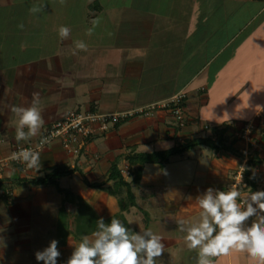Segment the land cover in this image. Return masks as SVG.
I'll use <instances>...</instances> for the list:
<instances>
[{
    "label": "crops",
    "instance_id": "obj_1",
    "mask_svg": "<svg viewBox=\"0 0 264 264\" xmlns=\"http://www.w3.org/2000/svg\"><path fill=\"white\" fill-rule=\"evenodd\" d=\"M76 3L81 5L75 6L77 12L66 17L31 12L6 18L8 39L0 47V87H5L6 94L4 99L0 96V150L8 154L18 144L36 143L44 129L69 109L130 111L167 102L183 92L187 118L179 124L170 109L157 108L151 115L131 116L89 137L77 153L53 139L40 152L37 172L19 164L4 167L0 176V264H42L36 261L35 252L52 239L59 242L58 264H64L73 246L96 230L98 218L110 223L119 212L116 197L92 184L113 182L108 179L113 161L130 181L125 158L130 151L161 150L166 149L165 142L172 147L186 138L208 137V128L226 121H254L264 133V0ZM80 12L83 15L78 16ZM93 20L99 23L88 36L86 30ZM61 25L70 29L69 38L63 41L57 33ZM76 40H83L87 50L73 54ZM223 65L229 66L226 77L231 84L225 85L232 90L219 89L225 82L223 75L210 82V75L222 72ZM236 84L250 90L245 96L239 94ZM34 92L39 93L37 108L44 124L37 136L18 143L14 138L18 117L11 108L30 106ZM209 147L195 146L163 167L146 163L140 184L132 186L136 205L123 212L122 222L134 232L151 228L162 238L164 253L156 264H195L196 251L184 249V237L175 235L172 226H179L176 221L181 218L185 228L199 223L202 210L197 195L208 187L223 191L230 187L235 161L241 158ZM59 165L74 170L58 177L57 184H27L18 179L44 175ZM252 171L256 189L262 190L264 165ZM251 191L255 189L246 191V196ZM180 193L186 198L181 210L170 208L172 204L166 201ZM148 212L154 220L151 225L128 224L133 219L141 226ZM76 231L81 238L75 236ZM213 264L256 261L234 251L213 258Z\"/></svg>",
    "mask_w": 264,
    "mask_h": 264
},
{
    "label": "clouds",
    "instance_id": "obj_2",
    "mask_svg": "<svg viewBox=\"0 0 264 264\" xmlns=\"http://www.w3.org/2000/svg\"><path fill=\"white\" fill-rule=\"evenodd\" d=\"M60 3H64V0H60ZM43 6L34 5L29 11L33 14L42 12ZM91 23L92 27L86 30L88 36L93 34L99 21L93 20ZM57 33L63 41L69 38L70 29L61 25ZM86 50L87 44L83 40L74 41L73 54ZM39 102V93L34 92L30 106L11 108L18 117L14 137L18 143L39 134L44 124L37 108ZM164 147L171 145L165 142ZM10 159L36 172L41 168L39 150L23 148L13 152ZM238 200H242V203H238ZM196 202L202 210L199 223L185 228L184 220L176 221L180 231L185 232L187 248L197 253L195 264H213V258L228 256L234 251L248 255L256 264H264V190L251 191L241 197L238 185H232L227 191L208 187L197 195ZM133 222L129 220L128 224ZM58 243L52 239L42 250H37L36 261L58 264L61 256ZM164 248L162 238L151 228L134 232L120 219L112 217L110 223H105L100 217L96 221V230L91 236H83L73 246L64 264H156Z\"/></svg>",
    "mask_w": 264,
    "mask_h": 264
},
{
    "label": "trees",
    "instance_id": "obj_3",
    "mask_svg": "<svg viewBox=\"0 0 264 264\" xmlns=\"http://www.w3.org/2000/svg\"><path fill=\"white\" fill-rule=\"evenodd\" d=\"M124 121V120H123ZM121 122V121H120ZM119 123V122H118ZM211 129L215 133V137H192L179 141L177 144L170 148L153 150V151H130L125 154V158L128 164V173L131 175V180H127L121 172V169L117 166V162L113 161L108 173V179L113 180L112 183L100 182L92 184L94 187H98L107 193L114 195L119 204V212L115 215V218L123 220V212L127 211L132 205H136L135 194L132 190L133 185H139L141 177L143 175L144 165L146 163H158L162 167L170 162L171 157L182 154L186 150H189L195 146L207 144L215 151L225 149L239 158L243 159L242 152L235 147L236 139L231 138L230 134H227L228 125L225 126H212ZM256 165H264V157L259 154H252L247 157L245 161V172L247 182L251 189L257 187L255 174L252 171V167ZM74 168H67L65 165H59L53 167L49 172L41 176H34L31 178L18 177L20 182L27 184H45L56 183L57 178L73 171ZM125 223V222H124ZM75 236L81 238L82 236L75 232Z\"/></svg>",
    "mask_w": 264,
    "mask_h": 264
},
{
    "label": "built area",
    "instance_id": "obj_4",
    "mask_svg": "<svg viewBox=\"0 0 264 264\" xmlns=\"http://www.w3.org/2000/svg\"><path fill=\"white\" fill-rule=\"evenodd\" d=\"M185 94L183 92L175 94L171 100L162 103L149 104L144 108H138L130 111H109L102 112L99 110L91 109H69L63 116L54 121L50 126L46 127L43 133L40 135L38 141L34 144H18L14 149H12L8 154H4L0 150V176L1 171L6 166L11 165H21L26 168L22 163L10 159L13 152H17L23 148H31L33 150L43 151L44 147L52 142L53 139H60L63 147L72 153H77L82 148L83 144L89 137H93L98 133H101L110 126L116 123L126 120L127 118L134 115H151L153 111L157 108H168L178 120L179 124H184L186 121V114L183 108V100ZM254 121H246L240 128H236L233 131L234 136L238 138H243L244 140L254 145L255 141L251 135L252 128L254 126ZM1 141V139H0ZM37 146H40L39 148ZM263 157H264V146H261ZM248 157V156H247ZM247 157L243 158L244 163L241 164L242 170H239L238 174L245 172V161ZM238 174L235 177H238ZM246 178V175H245ZM237 179V178H236ZM236 179L233 181L232 185H238ZM247 184L245 179L243 182ZM241 197L242 194H241ZM238 203H242V200H238Z\"/></svg>",
    "mask_w": 264,
    "mask_h": 264
},
{
    "label": "rangeland",
    "instance_id": "obj_5",
    "mask_svg": "<svg viewBox=\"0 0 264 264\" xmlns=\"http://www.w3.org/2000/svg\"><path fill=\"white\" fill-rule=\"evenodd\" d=\"M58 1H60V0H0V47L3 48L4 42H6L8 39V36H7L8 33H6V32H7V27L9 24L6 22V18L9 16L21 17V16H25L26 14L30 15L31 12L29 11V9L32 8L34 5H38V4L39 5L44 4L42 13L46 14L47 17H53L54 15H57V14H61L63 17H66L70 13L77 12V8L75 7L77 5L76 0H64V3H62V4ZM77 6H81V5H77ZM73 7L75 8V10L73 12H70ZM81 15H83L82 12H80V14L78 16H81ZM5 44H7V43H5ZM211 68H213V67H211ZM228 69H229L228 65L226 67L223 65L222 72L218 71L215 73V71H214L215 77L210 75V77H211L210 82L212 83L216 78H219L221 75H223L225 82L223 84V87L219 88V89L232 90L234 87H232L230 85V88H228V85L227 86L225 85L226 83L231 84L230 81L228 80V78L226 77V75L228 74ZM241 74L243 75L244 72ZM235 79H237V78H233L232 80H235ZM216 82H217V79H216ZM233 82L239 83V80L233 81ZM224 86H226L227 88H224ZM234 86H236L237 92L239 94H243L244 96H245V91L250 90V88H242L241 86H239V84H236ZM4 89H5L4 86L0 87V96L3 99L6 98V94H3ZM219 89H217V90H219ZM238 98H243V97H242V95H238ZM82 109H84V108L82 107ZM244 123H241V124L240 123H231L230 124L229 121H226L224 124L217 125V126L228 125V129H229L230 126L234 125L235 127L237 126L236 128L238 129ZM253 123H254V126L252 128L251 135L253 137V140L255 141V144H257V145H254L250 142L247 143V141L244 140L243 138H238V137L234 136V134H233L234 129L232 127H230L231 130L229 131V133H227V134L231 135V138L236 139L235 147L237 148V150L242 152V155L245 158L247 156L252 155V154H259V155L263 156L261 146H264V133H262L258 130V126L256 125L255 122H253ZM206 131L208 132V134H206V136L212 137V138L215 137V133L211 128H208ZM209 148L211 149V147H209ZM197 151H198V149H195L193 152H195V154H197ZM177 157H179V156H175V157L172 156L171 160L177 159ZM243 161H244V159H240L239 161H235V167L233 169V173L231 176V181H230L229 186L230 187L232 186V183H233L232 179H233V181H235L234 179L237 178L236 180L239 181L238 186L240 188V192H241L242 196L245 197L246 196L245 192L250 191L251 188H250V185L248 182L246 185L243 183L245 179L247 180V177L245 178L246 174L244 173V171H240L242 173L238 174L239 173L238 171L242 170L241 164L244 163ZM174 164L175 163H172L171 165H169L168 169L170 170L171 168H173ZM152 166H156V164H152ZM237 174H238V177H235ZM259 185H261L260 187H262V190H264V182L259 183ZM257 190L258 189H256L255 191H257ZM185 199H186L185 195L180 193V195H177V196L174 194V196L172 198L168 199L166 202L167 203L170 202L172 204L169 206L170 208L177 206L176 209L181 210L180 205L182 204V201H185ZM183 214H185V212H183ZM179 215H180V213H179ZM143 218H144V222L142 220L141 226H139V224H137V220L135 222H133V224L138 225L139 228H142V227H144L145 224H146V226H148L149 224L151 225V223H154V220L151 217V215L149 214V212H148V214L145 213ZM181 219L184 220V218H181ZM130 220H133V219H130ZM185 226H186V224H185ZM172 228H174L173 233L175 235H178L181 237L185 236V232L180 231L179 226H177V225L172 226ZM183 247H184V249H186L187 245L185 247V244H184Z\"/></svg>",
    "mask_w": 264,
    "mask_h": 264
}]
</instances>
